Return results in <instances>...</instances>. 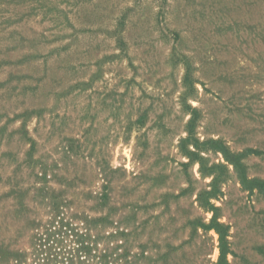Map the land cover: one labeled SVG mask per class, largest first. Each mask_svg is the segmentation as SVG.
I'll return each mask as SVG.
<instances>
[{"label": "rangeland", "instance_id": "374dc122", "mask_svg": "<svg viewBox=\"0 0 264 264\" xmlns=\"http://www.w3.org/2000/svg\"><path fill=\"white\" fill-rule=\"evenodd\" d=\"M213 139L264 180V0H0V264H217L209 191L264 264Z\"/></svg>", "mask_w": 264, "mask_h": 264}, {"label": "trees", "instance_id": "16d2710c", "mask_svg": "<svg viewBox=\"0 0 264 264\" xmlns=\"http://www.w3.org/2000/svg\"><path fill=\"white\" fill-rule=\"evenodd\" d=\"M210 143L215 144L214 149L218 152L222 153L224 159L226 160L227 164L233 166L235 171L238 174L239 180L242 186L247 190H254L258 189L261 193L264 194V180L259 177H250L246 171V165L243 162V156L245 152H233L231 151L222 141L218 139L209 140ZM217 166V165H216ZM217 167H225V164L219 165ZM217 181V176H214V181ZM215 191H209L205 193V200L204 203L210 205L213 216L209 223L204 224L203 226L207 229H214L216 233L219 235V248H220V255L217 264H229L227 256L230 253L228 247V226L225 225L223 222L219 220V216L216 213L218 207L210 202V198L216 196Z\"/></svg>", "mask_w": 264, "mask_h": 264}]
</instances>
